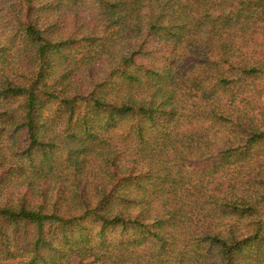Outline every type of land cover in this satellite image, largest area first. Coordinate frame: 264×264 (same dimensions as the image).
<instances>
[{"label": "trees", "instance_id": "obj_1", "mask_svg": "<svg viewBox=\"0 0 264 264\" xmlns=\"http://www.w3.org/2000/svg\"><path fill=\"white\" fill-rule=\"evenodd\" d=\"M8 241L25 264H264V0H0Z\"/></svg>", "mask_w": 264, "mask_h": 264}, {"label": "rangeland", "instance_id": "obj_2", "mask_svg": "<svg viewBox=\"0 0 264 264\" xmlns=\"http://www.w3.org/2000/svg\"><path fill=\"white\" fill-rule=\"evenodd\" d=\"M48 16H50L52 18V20L55 19L54 13L48 14ZM6 33H8V32H6ZM8 69L9 68L7 67L6 70H8ZM10 102H15V101L11 100ZM9 242H11V241H8L7 248H3V247H1L2 249L0 248V259H4V261L6 260L4 264H6L7 261H12L15 264H25L26 263L25 258L20 257V256H22L20 251L16 247L10 246ZM11 245H12V243H11ZM6 250L9 251V253H7Z\"/></svg>", "mask_w": 264, "mask_h": 264}]
</instances>
